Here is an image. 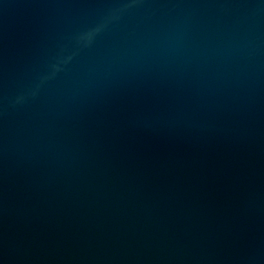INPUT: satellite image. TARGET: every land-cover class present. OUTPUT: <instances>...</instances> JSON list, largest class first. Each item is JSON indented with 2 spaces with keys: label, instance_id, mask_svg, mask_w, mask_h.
Wrapping results in <instances>:
<instances>
[{
  "label": "water",
  "instance_id": "water-1",
  "mask_svg": "<svg viewBox=\"0 0 264 264\" xmlns=\"http://www.w3.org/2000/svg\"><path fill=\"white\" fill-rule=\"evenodd\" d=\"M0 264H264V0H0Z\"/></svg>",
  "mask_w": 264,
  "mask_h": 264
}]
</instances>
